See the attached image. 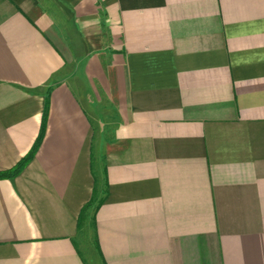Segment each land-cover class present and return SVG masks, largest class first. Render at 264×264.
I'll return each mask as SVG.
<instances>
[{"label":"crops","instance_id":"crops-1","mask_svg":"<svg viewBox=\"0 0 264 264\" xmlns=\"http://www.w3.org/2000/svg\"><path fill=\"white\" fill-rule=\"evenodd\" d=\"M0 264H264V0H0ZM94 232H93V237Z\"/></svg>","mask_w":264,"mask_h":264},{"label":"trees","instance_id":"trees-1","mask_svg":"<svg viewBox=\"0 0 264 264\" xmlns=\"http://www.w3.org/2000/svg\"><path fill=\"white\" fill-rule=\"evenodd\" d=\"M47 112H48V97L46 98V104H45V108H44L43 115H42L40 130H39L38 136H37L34 144L32 145L30 151L22 159H20L15 166H13L12 168H10L8 170L0 172V180H7V179L15 178L16 176H18L23 171V169L27 166V164L35 157V155H36V153H37V151H38V149H39V147L43 141L44 135H45L46 122H47ZM96 194H97L96 187H94L93 191H92L91 199L81 209V211L79 213V218H78L79 227L81 225V222L85 219L88 210H90L92 208L93 212H95L98 209V207L104 202V199L97 200ZM91 223H92V228H93V232H94V236H95L94 220ZM94 246L96 249L98 248L96 236L94 237Z\"/></svg>","mask_w":264,"mask_h":264},{"label":"rangeland","instance_id":"rangeland-1","mask_svg":"<svg viewBox=\"0 0 264 264\" xmlns=\"http://www.w3.org/2000/svg\"><path fill=\"white\" fill-rule=\"evenodd\" d=\"M92 208L87 212V218L82 224L77 235V248L86 264H100L97 252L94 246L93 228L90 217Z\"/></svg>","mask_w":264,"mask_h":264}]
</instances>
